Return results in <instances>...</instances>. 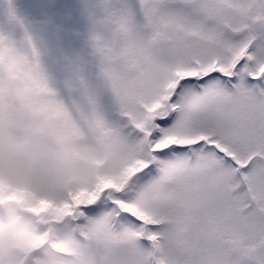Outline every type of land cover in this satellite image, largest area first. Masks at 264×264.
<instances>
[{
	"label": "snow or ice",
	"instance_id": "1",
	"mask_svg": "<svg viewBox=\"0 0 264 264\" xmlns=\"http://www.w3.org/2000/svg\"><path fill=\"white\" fill-rule=\"evenodd\" d=\"M102 2L115 29L104 71L135 156L106 168L90 138L112 126L70 112L35 46L0 35V84L59 117L71 163L59 204L12 198L73 218L87 264H264V0Z\"/></svg>",
	"mask_w": 264,
	"mask_h": 264
},
{
	"label": "clouds",
	"instance_id": "2",
	"mask_svg": "<svg viewBox=\"0 0 264 264\" xmlns=\"http://www.w3.org/2000/svg\"><path fill=\"white\" fill-rule=\"evenodd\" d=\"M96 33L111 55L114 27L96 14L94 0H83ZM91 147L103 165L119 174L135 156V145L122 125L111 134L92 130ZM71 163L66 158L63 123L42 111L32 93L10 92L0 84V264H87L79 225L71 217L32 210L34 200L12 198L11 189L26 188L37 198L59 204L66 198Z\"/></svg>",
	"mask_w": 264,
	"mask_h": 264
},
{
	"label": "trees",
	"instance_id": "3",
	"mask_svg": "<svg viewBox=\"0 0 264 264\" xmlns=\"http://www.w3.org/2000/svg\"><path fill=\"white\" fill-rule=\"evenodd\" d=\"M79 0H57L49 2L48 0H0V13L5 16V21H0V34L5 36L8 40L13 42L17 48L25 49L29 51L34 45L39 53V62L43 73L45 74L47 81L50 84H57L61 87V93L57 92L54 88L56 97L62 100V97H66L68 100H84L83 88L89 81L93 85H97L98 81L101 85H105L107 88L111 86L108 76L104 71L105 60L102 53L95 47V41L92 43L90 39H84L82 35L75 34L70 29H65L64 24L70 22H77L80 26H89L93 28L89 15H83L82 12L77 11L76 4ZM35 6L37 10L47 14L48 21L54 27V31L51 34H46V38H49L52 44L50 51H41L37 48V42L43 44V37L40 32L42 29L35 26L33 22H29L23 8L26 4ZM62 4L64 7H69L78 14L74 17L72 14H62L57 11L52 5ZM96 12L98 15H104V5L102 0H94ZM16 10V14L13 16L11 13ZM27 23L32 25L30 28ZM72 36V40H70ZM82 36V37H81ZM29 37L31 43H29ZM59 40L68 41V45H77L80 52V60H73L69 57L66 58V67L58 59L57 51H60V45L57 44ZM98 52L95 55H91L90 51ZM89 54H85V53ZM47 62H52L56 67L55 73H49L45 67ZM94 68H98L95 72ZM72 82L76 85H73ZM79 84V86H77ZM76 86V87H75ZM86 102V100H84ZM99 107V106H98ZM79 113L82 115L81 109ZM92 110L85 111L84 115H89ZM97 111V110H96ZM102 115L103 111H97ZM103 116V115H102ZM121 116V115H120ZM123 117V116H121Z\"/></svg>",
	"mask_w": 264,
	"mask_h": 264
},
{
	"label": "rangeland",
	"instance_id": "4",
	"mask_svg": "<svg viewBox=\"0 0 264 264\" xmlns=\"http://www.w3.org/2000/svg\"><path fill=\"white\" fill-rule=\"evenodd\" d=\"M49 2L57 1V0H48ZM57 11H59L62 14H72L74 17H77L78 14H75L77 11L82 12L83 15H88V12L85 8V4L83 0H79L76 4L77 11H74L73 9L69 7H64L62 4H53L52 5ZM36 7L31 4H26L23 8L24 13L26 14V17L28 18L29 22H33L35 26H38L42 29L40 32L41 36L44 38V43L41 44L37 42V48L39 50L43 51H50L52 49V44L50 43L49 38H46V34H51L54 31V27L51 25V23L48 21L47 14L40 12L39 10L35 9ZM1 12V11H0ZM13 12L16 14V10H13ZM98 15V13L96 12ZM0 21H5V16L0 13ZM27 25L32 28V25L30 23H27ZM65 29H70L75 32V34L82 35L84 39H90L91 42H94L93 34L95 33V30L90 28L89 26H80L77 22H70L63 25ZM1 35V34H0ZM81 36V37H82ZM72 36H70V40H72ZM92 42V43H93ZM68 41L65 40H59L57 44L60 45V51H57V55L59 56L58 59L63 64V66L66 67L67 61L66 58L69 57L73 60H80V52L77 47V45H68ZM91 55H95V51H90ZM85 54H89L88 52ZM45 67L47 71L50 73L56 72V67L52 64V62H47L45 64ZM95 72L98 71V68H94ZM97 85H93L91 82H87L84 86L83 90V98L86 100V102L82 99L79 101L75 100H68L66 97H62V101L64 102L65 106L68 108L70 112H72L75 116H82L84 115V112L92 110L95 108L97 111H103L102 113L106 124L112 126L113 124H119L123 125L125 124V121L127 120L126 117H122L124 120L117 119L114 114L111 115V112H121V107L119 100L117 99L112 87H106L104 84L101 85L98 81ZM73 85H76L72 82ZM48 85L51 89L56 88L57 92L61 93V87L57 84H50L48 82ZM79 86V84H77ZM76 87V86H75ZM99 106V107H98ZM81 109L82 115L79 113L78 109Z\"/></svg>",
	"mask_w": 264,
	"mask_h": 264
}]
</instances>
